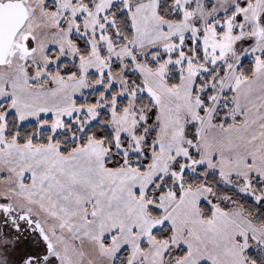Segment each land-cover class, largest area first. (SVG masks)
Segmentation results:
<instances>
[{"label": "snow or ice", "instance_id": "snow-or-ice-1", "mask_svg": "<svg viewBox=\"0 0 264 264\" xmlns=\"http://www.w3.org/2000/svg\"><path fill=\"white\" fill-rule=\"evenodd\" d=\"M0 264H264V0H0Z\"/></svg>", "mask_w": 264, "mask_h": 264}]
</instances>
